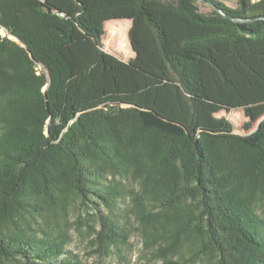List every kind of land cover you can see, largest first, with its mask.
I'll use <instances>...</instances> for the list:
<instances>
[{"label":"trees","instance_id":"trees-1","mask_svg":"<svg viewBox=\"0 0 264 264\" xmlns=\"http://www.w3.org/2000/svg\"><path fill=\"white\" fill-rule=\"evenodd\" d=\"M199 1L0 0V262L84 264L3 228L71 196L98 215L105 253L121 232L99 180L130 171L155 206L141 218L173 228L161 256L186 243L195 259L264 264V118L239 134L216 115L242 108L246 129L264 116V11ZM110 20L106 46L128 61L103 48Z\"/></svg>","mask_w":264,"mask_h":264},{"label":"rangeland","instance_id":"rangeland-1","mask_svg":"<svg viewBox=\"0 0 264 264\" xmlns=\"http://www.w3.org/2000/svg\"><path fill=\"white\" fill-rule=\"evenodd\" d=\"M221 1L233 7L238 3V0ZM252 2L264 11V0H252ZM199 5L203 12L211 10V6L201 0ZM115 20H121V23L130 30L132 20ZM112 21L114 20L105 23L103 48L118 58L128 61L135 56V52L125 56L106 46V39L109 37L108 29L112 26ZM0 33L3 36L8 34L4 28H0ZM9 37L18 41L12 35ZM39 68L41 69L42 66ZM216 115L229 119L234 125V131L239 134L254 132L264 118L263 116L255 121L251 129H246L245 123L249 121V118L242 108L222 110ZM99 182L104 190L117 192L114 197H111L109 203L99 201V210L106 214L121 232L116 240L108 244L105 253L99 251L96 242V235L100 229L98 215L92 208L82 204L76 196H71L65 203L53 205L46 202L40 203L38 206L29 208L30 211H25L8 220L3 228L10 234L23 233L40 240L64 244L65 254L78 258L84 264H214L212 256L196 259L192 257V248L186 243L180 244L174 253L166 257L160 255L159 248L170 243L173 228L162 222L153 220L148 222L141 218L140 211L150 212L155 209V206L144 195L141 181L133 172H109L101 177ZM253 206L264 224V192L259 193ZM0 264H24V261L17 259L0 262Z\"/></svg>","mask_w":264,"mask_h":264},{"label":"water","instance_id":"water-1","mask_svg":"<svg viewBox=\"0 0 264 264\" xmlns=\"http://www.w3.org/2000/svg\"><path fill=\"white\" fill-rule=\"evenodd\" d=\"M17 39V38H16ZM18 40V39H17Z\"/></svg>","mask_w":264,"mask_h":264}]
</instances>
